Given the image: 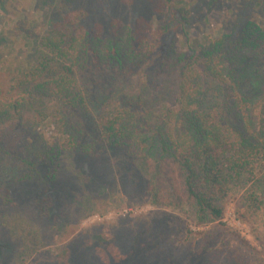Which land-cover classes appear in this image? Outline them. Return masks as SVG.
Segmentation results:
<instances>
[{"label":"trees","instance_id":"16d2710c","mask_svg":"<svg viewBox=\"0 0 264 264\" xmlns=\"http://www.w3.org/2000/svg\"><path fill=\"white\" fill-rule=\"evenodd\" d=\"M117 1L128 17L92 23L57 14L76 0H43L58 2L43 32L20 28L31 67L0 82V264H264L223 224L239 189L238 217L264 228V0L259 22L206 41L177 0ZM101 170L129 205L187 208L209 228L186 222L200 239L179 244L183 221L155 212L82 227L109 205Z\"/></svg>","mask_w":264,"mask_h":264},{"label":"rangeland","instance_id":"374dc122","mask_svg":"<svg viewBox=\"0 0 264 264\" xmlns=\"http://www.w3.org/2000/svg\"><path fill=\"white\" fill-rule=\"evenodd\" d=\"M79 2L73 8L67 10L60 3L59 12L61 16L68 13L76 12L89 14L92 23L101 21L102 16L108 17L112 9L116 11L118 16L125 19L128 17L125 6H121L117 0H76ZM180 3L178 7L184 8L185 12L190 16V37L206 41L218 38L221 33L231 31L236 23V18H248L259 22V5L258 0H177ZM60 2V1H59ZM73 2V0H72ZM58 2L46 7L42 6L43 0H0V82L5 86L10 85L11 78L17 76L22 70L31 67L32 59V41L24 31L20 28H31L36 35L43 32L44 26L47 24L46 13L53 14V6H57ZM67 7V6H66ZM49 15V16H50ZM48 16V17H49ZM95 21V22H94ZM90 23V22H89ZM91 23V24H92ZM223 28V31H222ZM171 33L180 34L179 30L170 28ZM20 31V32H19ZM179 46L183 47V40L177 39ZM50 130L47 128L45 132ZM154 165L147 163L148 175L154 172ZM102 171V170H101ZM97 173V172H96ZM98 179L106 184L107 187L101 188V194L106 195L109 205L101 208V211L87 217L82 227H90L96 223L115 222L119 218L127 217H147L150 212L156 213L157 219L168 221L179 218L183 223H188L189 229L193 233L207 230L209 226L197 225L188 209H160L157 210L149 204L145 205H129L128 196L124 192L120 178L113 172H98ZM240 194V190L236 189L231 198L226 203V212L223 219L224 227L229 231L225 236V242L230 241L231 246H240L244 250L253 252L257 257L264 261V228L259 223L256 229L250 224L242 221L236 212L235 198ZM126 210H128L127 213ZM126 215V216H124ZM182 224L183 229L174 233L177 236L179 244H186L189 240L200 239L195 234L188 235L186 224ZM248 242H240L236 236ZM177 244V245H179ZM250 246V248H249ZM46 250V249H44ZM49 250L56 253V247ZM27 262L30 259L26 260Z\"/></svg>","mask_w":264,"mask_h":264},{"label":"built area","instance_id":"2783aa9c","mask_svg":"<svg viewBox=\"0 0 264 264\" xmlns=\"http://www.w3.org/2000/svg\"><path fill=\"white\" fill-rule=\"evenodd\" d=\"M128 212V210H126V212L125 213H127Z\"/></svg>","mask_w":264,"mask_h":264}]
</instances>
